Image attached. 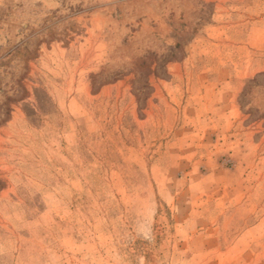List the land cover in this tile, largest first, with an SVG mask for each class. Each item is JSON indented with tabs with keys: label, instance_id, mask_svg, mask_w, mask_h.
<instances>
[{
	"label": "rangeland",
	"instance_id": "1",
	"mask_svg": "<svg viewBox=\"0 0 264 264\" xmlns=\"http://www.w3.org/2000/svg\"><path fill=\"white\" fill-rule=\"evenodd\" d=\"M0 264H264V0H0Z\"/></svg>",
	"mask_w": 264,
	"mask_h": 264
}]
</instances>
